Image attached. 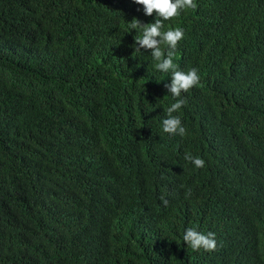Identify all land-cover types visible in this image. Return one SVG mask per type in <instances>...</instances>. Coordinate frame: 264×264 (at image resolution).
I'll return each mask as SVG.
<instances>
[{"label": "trees", "instance_id": "trees-1", "mask_svg": "<svg viewBox=\"0 0 264 264\" xmlns=\"http://www.w3.org/2000/svg\"><path fill=\"white\" fill-rule=\"evenodd\" d=\"M195 2L165 22L200 76L181 138L162 131L171 73L134 51L129 23L155 14L0 0V264H264V0ZM188 227L216 250L187 247Z\"/></svg>", "mask_w": 264, "mask_h": 264}, {"label": "clouds", "instance_id": "clouds-1", "mask_svg": "<svg viewBox=\"0 0 264 264\" xmlns=\"http://www.w3.org/2000/svg\"><path fill=\"white\" fill-rule=\"evenodd\" d=\"M131 2L142 6L145 16L151 17L155 14L153 23L142 24L135 18L129 23L132 30H139L134 40V51L141 54V49L150 50L155 70L171 73V82L166 84L165 88L175 102L166 109L167 118L162 121V131L170 136L178 135L183 138L187 134V130L182 125L180 117L173 114L186 104V99L182 94L201 86L200 76L196 68L183 71L173 62L177 45L184 37V31L180 27L171 26L165 30V22L174 20L187 10H196L198 5L195 0H131ZM183 159L196 169L205 166V161L202 158L193 156L188 151L184 153ZM191 194L189 188L185 193L186 198ZM160 200L165 206L168 205V200L163 195ZM183 242L194 252L201 250L211 252L217 248L214 233L205 234L194 227H188L185 230Z\"/></svg>", "mask_w": 264, "mask_h": 264}]
</instances>
